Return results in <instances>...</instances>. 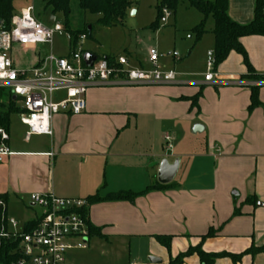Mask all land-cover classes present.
<instances>
[{"label": "crops", "instance_id": "1", "mask_svg": "<svg viewBox=\"0 0 264 264\" xmlns=\"http://www.w3.org/2000/svg\"><path fill=\"white\" fill-rule=\"evenodd\" d=\"M228 2V14L235 22L249 24L254 19L256 0ZM133 8L132 1L129 10ZM214 25L209 16L201 38L207 41L204 56L214 50ZM241 43L256 72L264 75V36H246ZM128 57L133 66L147 67L148 57ZM189 71H179L178 84L90 89L85 111L54 115L52 136L24 137L25 144L10 140L15 154L0 163V194L8 195V206L12 198L31 210L33 193L86 199L98 191L140 192L159 183L163 159L181 160L167 188L134 202L91 205L90 222L103 236L90 235L85 248L70 250L67 264H87V256L100 261L108 254L107 247L116 259L127 258L130 264H170L200 243L206 252L232 255L264 246V84L259 86L261 105L250 112L251 86L257 81L244 78L247 66L241 54L232 51L215 70L221 83L191 79ZM201 89L202 96L192 105ZM195 124L204 129L191 134ZM186 125L196 145L189 142ZM166 133L172 136L171 148ZM112 182L125 184L126 189H113ZM36 218L30 216L23 223ZM210 230L213 235L203 239ZM95 236L106 241L101 251L98 243L91 244ZM157 236H171L170 249ZM151 257L161 262H147ZM182 264L204 263L193 254ZM213 264H264V253L244 254L240 260L222 256Z\"/></svg>", "mask_w": 264, "mask_h": 264}, {"label": "built area", "instance_id": "2", "mask_svg": "<svg viewBox=\"0 0 264 264\" xmlns=\"http://www.w3.org/2000/svg\"><path fill=\"white\" fill-rule=\"evenodd\" d=\"M17 1V0H16ZM20 9L14 6L10 25L0 18V90H7L16 97L20 108V122L26 127V140L37 135H53L52 121L56 114H80L87 107V93L93 88L116 86H149L178 84L179 73L164 69L160 59L166 55L150 49L147 67H135L126 54L116 56L96 55L88 63L82 45L87 34L76 36L61 22L45 24L37 13L36 2ZM166 16L171 13L164 10ZM56 34L65 35L68 49L57 55L53 51ZM48 45L49 51L43 49ZM178 60V53H170ZM209 71L206 83H221L213 69L214 56L209 54ZM264 82H253L261 86ZM20 103V106L18 105ZM11 135L0 126V163L15 154L10 147ZM172 136L165 134L167 147L171 148ZM30 204L40 207L42 213L36 223L27 229L26 222L4 217L0 230V247L10 243V264H67L68 252L74 248H85L90 236L86 218L79 212L88 206L82 198H61L54 194L33 193ZM6 209L4 203H0Z\"/></svg>", "mask_w": 264, "mask_h": 264}, {"label": "trees", "instance_id": "3", "mask_svg": "<svg viewBox=\"0 0 264 264\" xmlns=\"http://www.w3.org/2000/svg\"><path fill=\"white\" fill-rule=\"evenodd\" d=\"M16 0H0V18L5 20L7 25H10L11 17L14 10V2ZM181 0H161L157 5L156 21L151 25V28L158 29L161 19L164 18V10L167 9L172 15H175L180 5ZM189 4L200 11L204 18L195 26L192 31L196 35V41H199L202 36L207 32L206 22L209 16L214 19L213 34L215 36V45L213 50L214 67L216 70L218 66L223 63L232 51L241 54L244 57L247 66V74L244 78L248 80H262L264 75L258 74L255 68L249 61L247 52L241 43V39L246 36L262 35L264 36V0H256L254 9V19L249 24H239L231 19L228 14V0H188ZM44 6L43 11L48 15L58 14L64 18V26L67 30L74 33L76 36L79 33H85L89 37L92 36L94 26H87L83 30H73L70 25V16L72 14L71 0H41ZM78 7L93 15H98L97 23L106 27H115L123 24L128 10L132 6L131 0H77ZM91 27V28H90ZM201 89L194 98H192V105L197 104L199 98L202 96ZM259 86H251L250 105L249 111L252 112L255 108L261 105L259 97ZM20 108L14 99L13 94L7 90H0V126L7 128L10 131L11 115L19 113ZM169 186V184L156 183L147 186L143 191L134 192L131 190H121L118 192L102 195L100 191L96 194L86 198L88 206L79 210L86 218L91 236H103L99 228L93 226L89 218V210L91 205L105 202V201H130L134 202L138 197L143 196L154 190H162ZM6 205V209L0 204V230L7 215L8 195L0 194V203ZM254 203L257 200L253 201ZM239 210L235 211L238 214ZM36 223V219L26 222L27 229H30ZM210 230L202 238L212 236ZM157 239L162 245L170 249L171 236H157ZM12 247L10 243L4 242L0 247V264H10L15 257L12 256ZM258 253H264L263 247H251L242 254L232 255L229 253H209L203 250L202 243L197 246H190L185 252L180 253L176 258L170 261V264H182L185 258L197 254L204 264H213L215 260L222 256H231L235 260H240L244 254H252L253 256Z\"/></svg>", "mask_w": 264, "mask_h": 264}, {"label": "rangeland", "instance_id": "4", "mask_svg": "<svg viewBox=\"0 0 264 264\" xmlns=\"http://www.w3.org/2000/svg\"><path fill=\"white\" fill-rule=\"evenodd\" d=\"M72 14L70 16V25L73 30H83L87 26H94L92 36L87 35V39L82 45L86 52L113 53V54H128L134 59L140 58L144 60L148 57L150 49H156L158 52L165 54L166 58L160 59V64L165 69L183 71L184 68L190 70V75L193 78H204L209 71L208 58L211 52H206L204 56V48L206 47V39L196 41V35L192 29L200 23L202 14L192 8L188 0H181L180 5L175 15L166 16L161 19L158 29L151 28V25L156 21L157 5L160 0H132L134 8L129 10L123 21L115 27H106L97 23L98 15L90 14L78 7L77 0H71ZM28 2L17 0L14 5L17 9L24 7ZM37 13L41 14V19L45 24L48 23V13L43 11L44 6L41 2H36ZM135 11V13H133ZM212 20V19H210ZM57 21L64 24L62 15H57ZM207 38V37H206ZM46 52L49 51L48 45L43 46ZM53 51L59 55L67 52L68 41L65 35L56 34L53 40ZM170 53H178V60L174 62ZM192 73V74H191ZM194 73V74H193ZM198 74L197 76H195ZM20 106V103L18 104ZM186 133H189L188 125L185 126ZM171 131V130H169ZM26 127L20 122L19 113L11 115L10 135L12 144H25L24 134ZM193 134V127L190 130ZM172 134H174L171 131ZM190 135L189 142L195 144V138ZM35 137H33V140ZM157 179V175L154 178ZM113 189H126L125 184H117L112 182ZM123 185V186H122ZM122 187V188H121ZM108 189V188H107ZM144 189V188H143ZM115 190V191H116ZM8 217L14 218L21 223L30 216L38 217L42 213L40 207L31 208L21 205L15 199H10L8 206ZM30 211H33L32 213ZM98 243V249L101 251V244L106 243L104 239L93 237L91 240L92 246ZM108 246V245H107ZM96 251V254L99 253ZM108 254L100 257V261L87 256L85 263L87 264H130L128 259L118 260L111 255V247H107ZM127 252V250H126ZM149 262V259H147Z\"/></svg>", "mask_w": 264, "mask_h": 264}, {"label": "water", "instance_id": "5", "mask_svg": "<svg viewBox=\"0 0 264 264\" xmlns=\"http://www.w3.org/2000/svg\"><path fill=\"white\" fill-rule=\"evenodd\" d=\"M133 13H135V11ZM55 18H56L55 15H50L49 22H54ZM96 57L97 56L93 53H87L85 56V59L88 63H90L91 61L95 60ZM14 99H16V97H14ZM203 129H204V126L202 124H195L193 126V133L201 132V131H203ZM180 163H181L180 159H176L174 162H170L166 158L163 159L161 161L160 166H159L158 182L161 184L171 183L175 179V177L179 171ZM149 260L151 263L161 262V260L159 258H155V257H151Z\"/></svg>", "mask_w": 264, "mask_h": 264}]
</instances>
